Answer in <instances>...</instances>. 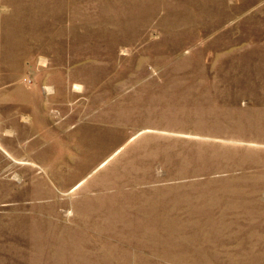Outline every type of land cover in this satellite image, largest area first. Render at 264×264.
Returning <instances> with one entry per match:
<instances>
[{
    "label": "rangeland",
    "instance_id": "obj_1",
    "mask_svg": "<svg viewBox=\"0 0 264 264\" xmlns=\"http://www.w3.org/2000/svg\"><path fill=\"white\" fill-rule=\"evenodd\" d=\"M0 264H264V0H0Z\"/></svg>",
    "mask_w": 264,
    "mask_h": 264
}]
</instances>
